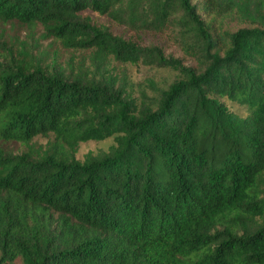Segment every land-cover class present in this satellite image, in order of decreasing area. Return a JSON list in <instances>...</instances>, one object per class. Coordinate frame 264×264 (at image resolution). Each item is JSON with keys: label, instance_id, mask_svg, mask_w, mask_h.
<instances>
[{"label": "trees", "instance_id": "trees-1", "mask_svg": "<svg viewBox=\"0 0 264 264\" xmlns=\"http://www.w3.org/2000/svg\"><path fill=\"white\" fill-rule=\"evenodd\" d=\"M7 26H40L67 61ZM118 64L174 78L136 96ZM17 260L264 264V0H0V264Z\"/></svg>", "mask_w": 264, "mask_h": 264}, {"label": "rangeland", "instance_id": "rangeland-1", "mask_svg": "<svg viewBox=\"0 0 264 264\" xmlns=\"http://www.w3.org/2000/svg\"><path fill=\"white\" fill-rule=\"evenodd\" d=\"M94 24L99 26L107 27L113 34L122 36L125 39H131L138 41L143 46L156 45L162 48L163 52L167 56H173L175 58L184 59L185 65H191L192 62L186 58H183L180 51L162 34L153 32H142L134 33L123 27L117 26L109 21L106 17H101L97 15H89ZM6 40L15 42V46L19 47L24 44L29 48L31 52L35 55H40L43 53L47 57V61H51L52 57H58L57 62L65 63L68 58V54L60 49L58 44H54L51 40H46L42 38V30L40 26L32 29L28 28H2ZM120 69H124L128 76V81L132 83V88L134 95H138L141 88H146V84L153 82L158 86H164L169 83L174 78V73L166 69H156L152 67H147L143 65L132 66V65H121L118 64ZM228 108L234 113L245 116V110L236 105L227 103ZM39 144L44 145L47 142L46 138L39 137L36 138ZM113 143L112 138L104 141L95 142L89 141L79 145L76 158L82 160L83 156L87 152L97 153L102 150H107V148ZM17 148L14 147V150ZM11 264H21L19 260Z\"/></svg>", "mask_w": 264, "mask_h": 264}]
</instances>
